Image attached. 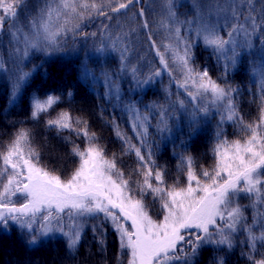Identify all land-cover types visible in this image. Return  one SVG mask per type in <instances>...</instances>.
I'll return each mask as SVG.
<instances>
[{
  "label": "snow or ice",
  "instance_id": "6c2138e0",
  "mask_svg": "<svg viewBox=\"0 0 264 264\" xmlns=\"http://www.w3.org/2000/svg\"><path fill=\"white\" fill-rule=\"evenodd\" d=\"M134 2L139 0H43L35 15L29 13L28 31L24 32L16 23L18 9L24 0H0V31L6 18L13 21L9 35L16 46L10 58L26 57L29 50L56 51L58 39L79 29V23H73L74 20H83L85 14L111 20L113 17L109 13H121ZM174 7L173 0H167V17L175 21L168 38L174 43L163 45L165 51L160 52V46L150 36L149 40L156 48L160 64L169 72L165 53H171L172 61L183 74V79L177 82L178 87L184 89L188 100L178 98L168 108L160 106L156 113L159 117L155 126L157 132L163 135L171 131L169 121L177 118L174 109L184 110L189 117V127L195 129L199 117L207 116L213 108H223L221 120L238 123L241 130L250 135L243 142L235 139L218 143L214 149L217 156L215 166L211 170H201L203 180L197 175L192 157L181 156L180 166L186 169V186L165 188L164 170L154 167L153 152L147 140L152 118L149 112L141 113L132 101L124 106L132 116L131 128L138 144H133L132 138L121 132L118 125L114 127L116 136L125 145L124 152L134 153L137 159V167L126 176L117 167L115 155L106 158L104 149L94 143L96 134L89 132L88 122L62 110L54 118L47 119L45 124L49 129L55 128L58 132L67 129L85 138V148L73 144L70 149L71 154L79 158L78 166L66 180L40 167L39 154L29 144L28 130L19 129L6 145V150L0 151V229L7 231L11 222L29 233V245H35L40 237L57 233V238L65 240L66 249L71 253L81 242L83 224L80 220L88 216L101 220V224L92 226L94 234L99 229L103 235V223L111 225L117 234L120 250H127L128 264H195V258L206 246L230 249L232 236L240 228L247 232L248 259L252 264H264V258L256 260L252 256L257 242L264 246V212L258 211L254 217V224L262 229L256 234L253 225L242 224L245 220L243 209L236 202L243 195L251 201L252 207L264 208V106L258 120L245 123L233 99L237 90L231 85L218 83L206 68L200 71L192 66L193 46L199 40L218 63L222 62L224 75H227L230 68L236 66L242 52L251 54L252 38L257 37L261 47L259 53L252 56L250 71L253 76L259 73L264 80V35L257 36L264 31V0H260L259 8L256 0L194 2V16L184 21H176ZM139 15L144 16L143 9ZM179 25H183L192 37L181 36ZM141 26L148 28L147 20ZM118 27L122 29L123 26ZM161 27L167 28L168 25L162 22ZM221 28L225 30L224 35L220 34ZM85 35L96 36V33ZM126 36L127 32L117 31L108 33L105 39L109 41L110 49L121 52V70L130 71L135 78L136 68L123 63L129 51L124 46ZM21 44L22 48L19 47ZM94 51L104 52L105 49L101 45ZM8 71L0 58V73ZM84 75L86 78L95 77L87 66ZM159 75L160 69H156L152 76L137 80L136 84L139 87ZM29 76V72L20 68L12 72L10 103H15ZM102 76L109 85L107 95L119 100L115 80L108 72H102ZM67 95L71 96L72 92L68 91ZM60 100L61 96L55 94H48L44 99L33 96L31 118L38 120ZM150 107L155 109L156 106ZM134 174L139 179H134ZM137 190L139 197L134 194ZM146 195L161 201L164 211L161 220L157 221L149 214L144 199ZM15 196L25 202L16 206L12 199ZM99 243L103 245L104 240L100 239ZM185 247L190 250L185 251ZM213 261L214 264H224L222 258L213 257Z\"/></svg>",
  "mask_w": 264,
  "mask_h": 264
},
{
  "label": "trees",
  "instance_id": "16d2710c",
  "mask_svg": "<svg viewBox=\"0 0 264 264\" xmlns=\"http://www.w3.org/2000/svg\"><path fill=\"white\" fill-rule=\"evenodd\" d=\"M145 1L134 2L121 13H109L113 17L111 20L104 16L85 14L83 20L73 21L80 25L77 32L68 33L58 39V50L48 52L29 50L26 57L19 59L10 58L12 49L16 46L9 35L10 24L13 21L5 19L3 30L0 31V58L3 59L9 71L0 73V151L6 150V145L14 139L19 129H26L29 132L30 146L39 154L38 165L60 175L64 180L68 179L79 162V158L71 154V147L77 144L83 149L87 146V142L84 137L77 136L70 130L58 132L55 128L49 129L45 124L47 119L54 118L58 112L66 110L74 118L81 117L88 122L89 132L96 134L94 143L104 149L106 158H112L115 155L117 167L127 176L137 167V160L134 153L124 152L125 145L116 136L114 127L121 126L119 128L121 130L125 127V123L129 127V117L132 118V116L124 107L129 101L134 102L141 113L149 112L152 116L150 133L155 134L161 141L159 147H152V152L156 150L155 157L168 162L170 152L172 153L182 143L186 148L187 156L192 157L198 176L202 169L211 170L215 166L214 149L218 143L226 139L232 140L233 137L250 135L249 132L242 131L238 123L222 121L223 108H213L207 116L199 117L195 129L189 127V117L184 110L174 109L179 117L169 121L171 131L163 135L158 134L155 125L159 119L156 113L160 110V106L168 108L178 98L187 101L188 97H184L182 95L185 92L184 89L178 87L177 82L183 78L171 59V53H165L171 70L169 72L160 64L156 48L151 46L149 36L160 46V52H164L163 45L167 44V39L164 28L156 31L153 21L155 11L160 7L152 6L153 0H148L150 5L146 6ZM191 1L194 3L193 0ZM191 1L187 3L182 1L174 7L176 17L187 18L194 15ZM42 3L43 0H24V4L19 7L16 23L24 32L28 31L26 25L31 18L29 13L35 15ZM140 9L144 10V18L139 15ZM104 10L107 11V7ZM144 20H147L148 28L141 26ZM105 25L107 28L104 27ZM118 25H122V29ZM117 31L128 33L124 46L129 51L123 63L136 68L135 78L130 71L121 70V52L108 47L109 41L105 39V36L108 33L115 34ZM90 33H96V36L85 35ZM259 35H264V31L257 34ZM252 42L254 47L250 50L251 54L242 52L236 66L230 68L227 75H224L222 62L218 63L199 40L193 46L192 66L200 71L206 68L209 75L218 83L231 85L237 90L233 94V99L245 123L258 120L261 107L264 106L262 105L264 91L260 89L264 80L259 73L253 76L250 71L252 56L259 53L261 43L257 37H253ZM101 45L104 46V52L94 51ZM19 47L22 48L23 45ZM85 66L95 73L94 78L85 77ZM17 68L29 72L30 76L13 104L10 103L12 72ZM156 69H160L162 78L153 76L150 82L137 86V80L147 79ZM102 72H108L111 79L115 80L119 87V100L107 95L109 85L102 76ZM68 91L72 92L71 96L67 95ZM48 94L60 95V102L47 113L41 114L38 120H33L30 116V101L33 96L44 99ZM152 105L156 106L155 109L150 107ZM128 127L126 130L129 133ZM151 144L155 145L153 140ZM170 156H173L170 160L176 158L173 153ZM170 164L171 161L165 166L161 164L166 168L164 181L167 185L169 184L167 174L170 171L173 172ZM182 172L178 175L179 181H182L186 175V169L184 168ZM3 179L6 181V177ZM134 179L139 177L134 174ZM134 194L139 197L138 190ZM12 199L16 206L25 202L19 196ZM144 199L149 212H155L156 198L146 195ZM247 210L243 212L245 220L242 224L253 225V231L259 234L262 229L254 224L252 211H249L250 207ZM258 210L263 212L262 209L258 208ZM81 223L83 224L81 242L78 248L70 253L66 249L65 240L57 238L59 234L40 237L35 245H29L27 243L31 238L29 233L13 226L10 222L7 231L0 229V264L128 263L127 250H120L117 234L109 223H103L105 230L103 235L99 233V229L95 234L92 230L93 225L101 224L99 218L93 219L86 216L81 219ZM36 226L38 228V225ZM100 239L104 240L103 245L99 243ZM232 240L230 249L215 245L201 249L195 258V264H214L213 257L222 258L224 264H252L248 259L247 232L238 228ZM263 249L261 242H257L256 250L252 253L253 258L256 260L263 258ZM185 251L189 249L186 248Z\"/></svg>",
  "mask_w": 264,
  "mask_h": 264
},
{
  "label": "rangeland",
  "instance_id": "374dc122",
  "mask_svg": "<svg viewBox=\"0 0 264 264\" xmlns=\"http://www.w3.org/2000/svg\"><path fill=\"white\" fill-rule=\"evenodd\" d=\"M140 1V0H139ZM182 1H185L184 3H187V1H189V0H173V4L176 6V5H178L180 2H182ZM191 1V0H190ZM194 2H196V3H200V4H208L209 2H210V0H200V2L198 1V0H193ZM256 3H257V7L259 8V6H260V0H256ZM145 4H146V6H149L150 5V3L148 2V0H146L145 1ZM191 4H193V2L191 1ZM151 5L152 6H159L160 7V9L159 10H156L155 11V13H156V15H155V18H153V21L155 22V25H156V31H157V29L160 31V30H163V28H164V32H165V35H166V39H167V44H169V43H174V41L173 40H170L168 37H169V32L171 31V27H172V25L175 23V21H173V20H170V19H168V17H167V13H166V7H167V0H153L152 1V3H151ZM150 10H148V12H149ZM194 16V15H193ZM192 16V17H193ZM141 18H144V17H141ZM187 18H190V17H187ZM186 18H184V17H179V16H177L176 17V21H184ZM162 22H166L167 23V25H168V27L167 28H165V27H161V24H162ZM180 26V28H181V32H180V34H181V36H185V35H187V36H189V38H191L192 37V34L191 33H186V31H185V27L183 26V25H179ZM220 34L221 35H224L225 34V30L223 29V28H221V32H220ZM176 68L179 70V68H178V66H176ZM179 72H180V75H181V77L183 78V74H182V72L179 70ZM158 78H162V75L160 74L159 76H157ZM262 91H264V84L261 86V88H260ZM182 95L184 96V97H187L186 96V93L185 92H183L182 93ZM177 117H179L178 115H177ZM131 122H132V118L131 117H129V127L128 126H126V123H125V127H123V128H121V130H122V132L124 133V134H126L128 137H131L132 139H131V142L133 143V144H138V141H137V137L135 136V133L133 132V130H132V128H131ZM152 124H151V122H150V126H151ZM150 126H149V128H148V137H147V140H148V143H149V145L151 146V149H152V147H155V148H157L156 146H158L159 147V144H160V139L158 138V137H156L155 136V134H152V133H150ZM156 126V125H155ZM121 127V126H120ZM119 127V128H120ZM126 127H128L129 128V133H128V131L126 130ZM124 130V131H123ZM159 135H160V133H158ZM248 137V136H247ZM247 137H245V136H240L239 138L238 137H233V139L232 140H228L229 142H231V141H233V140H235V139H240L242 142H243V140L244 139H246ZM153 140V144H155V145H152L151 144V141ZM227 140V139H226ZM180 143V142H179ZM139 146V145H138ZM179 146L180 147H178L176 150H174V151H172V153L175 155V157L176 158H174V160H170V158H172L173 156H170V155H172V153L170 152V155H168L169 156V160H168V162H167V160H161V159H159L157 156L155 157V154H156V150L155 151H153V159L155 160V166L154 167H157V168H162L163 170L164 169H166L165 167H163V166H165V165H167V163L169 164V161H171V167H172V170H173V172L172 171H170V173H168L167 174V178H168V180H169V184L167 185L166 183H165V181H164V187L165 188H168V187H171V186H176L177 188H179V187H184V186H186V183H187V181H186V175L183 177V179H182V181H179V174L181 173H183L182 171L184 170V168L183 167H181L180 165H181V156H187V152H186V148H184L183 146L184 145H182V143H180L179 144ZM123 148H125V147H123ZM142 151H143V149H142ZM135 156V155H134ZM136 159V158H135ZM137 160V159H136ZM216 160H217V156H216ZM164 161H166V162H164ZM79 163V162H78ZM163 166H162V165ZM77 166H78V164H77ZM165 171V170H164ZM202 180L204 179L202 176H199ZM241 207H242V209H243V212H245V210L246 211H248L247 210V208H249L250 207V210L249 211H252V213H251V215H252V220H254V217H256V215H257V212L259 211L258 210V208H254V207H252L251 206V201L248 199V198H246V197H244L243 195H241L240 197H238L237 198V201H236ZM156 211L155 212H149V214L153 217V219H155V220H157V221H159V220H161L162 219V217H163V215H164V211L161 209V201L159 200V198H156ZM245 206V207H243V206ZM259 209H262V211L264 212V208H259ZM82 219V218H81ZM65 223H67V220H65ZM80 223H81V220H80ZM129 223V222H128ZM218 223H219V221H218ZM35 227H37V226H35ZM50 234H57V233H50ZM49 234V235H50ZM38 236H39V233H38ZM187 247H185V249H186ZM188 249V248H187ZM177 250H179V245H178V248H177ZM190 250V249H189ZM263 253H264V249H263ZM263 256V258H264V254L262 255ZM260 259H262V258H260ZM259 259V260H260ZM128 264V263H127Z\"/></svg>",
  "mask_w": 264,
  "mask_h": 264
}]
</instances>
